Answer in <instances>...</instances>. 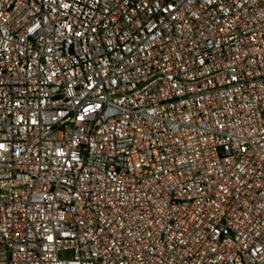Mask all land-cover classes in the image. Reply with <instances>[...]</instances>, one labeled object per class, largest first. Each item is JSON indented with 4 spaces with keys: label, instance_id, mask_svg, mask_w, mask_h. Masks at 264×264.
Wrapping results in <instances>:
<instances>
[{
    "label": "built area",
    "instance_id": "obj_1",
    "mask_svg": "<svg viewBox=\"0 0 264 264\" xmlns=\"http://www.w3.org/2000/svg\"><path fill=\"white\" fill-rule=\"evenodd\" d=\"M0 264H264V0H0Z\"/></svg>",
    "mask_w": 264,
    "mask_h": 264
}]
</instances>
